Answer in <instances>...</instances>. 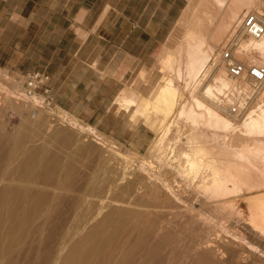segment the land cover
Segmentation results:
<instances>
[{"label": "bare ground", "instance_id": "obj_1", "mask_svg": "<svg viewBox=\"0 0 264 264\" xmlns=\"http://www.w3.org/2000/svg\"><path fill=\"white\" fill-rule=\"evenodd\" d=\"M214 1L219 8L230 7V0ZM231 1L238 8L264 5L262 0ZM211 4L199 0L192 15L186 19L187 29L185 34L182 33L186 38L184 43L177 46V42L174 49L162 50L160 66H157L161 72L159 86L152 97L141 96L134 89H124L116 98V107L120 105L131 117L141 112L145 120L158 128L155 140L151 146L149 144L151 154L147 156L154 161L139 162L146 173L139 184L123 174L116 175L112 186L103 192L97 178L90 176L87 186L78 188L71 180L73 166L70 163H62L58 157L41 158L38 155L46 151L45 147L18 143L2 152L0 264H133L134 254L130 249L134 246H131L130 238L134 231L140 227L143 244L154 237L158 238L157 245L160 246L168 232L177 229L173 224V218L177 216H185L187 222L197 220L207 231L205 239L199 242L202 251H196L192 259L207 256V260L213 257L221 262L229 251L221 249L222 244H215L218 238L215 239L213 234L221 228L225 230L223 221H234L245 214L249 216L258 242L255 243V239L252 244L248 234H243L251 227H246L242 234L236 231L238 233L230 243L224 241L240 251L229 253L227 262L264 264V82L257 83L250 76H243L244 73L241 78L233 76L229 60L223 58L227 49L235 62L244 60L256 65L258 60L263 64L264 35L256 38L244 30L242 20L250 11L242 17L239 11H233L230 20L217 14L218 20L221 19L218 21L221 33H215L217 16H214ZM204 14H208L209 21L205 20ZM220 44L222 50L217 52L216 47ZM220 61L226 62V67L219 66ZM184 72L186 77L182 79ZM249 88L255 92L248 93ZM237 91L249 94L248 98L240 94V102L230 103L235 100ZM120 106L117 108L121 109ZM140 120L146 123L143 118ZM92 131L94 133V128ZM100 138L91 139L104 145ZM125 158L124 162H127ZM124 181L125 184L119 185ZM50 188L73 190V193L75 190L77 194L74 197L71 194L73 198L70 199L67 196V204L63 202V207L59 204L62 196L51 194ZM97 201L99 207L94 213L85 207ZM205 205L214 211L230 208L225 212L236 211L238 216L217 220V214L211 213V208L205 210ZM222 213L219 214L221 217ZM240 225L244 227V224ZM224 241L221 240L225 244ZM244 246L255 249L258 259L245 251Z\"/></svg>", "mask_w": 264, "mask_h": 264}, {"label": "crops", "instance_id": "obj_2", "mask_svg": "<svg viewBox=\"0 0 264 264\" xmlns=\"http://www.w3.org/2000/svg\"><path fill=\"white\" fill-rule=\"evenodd\" d=\"M190 1L0 0L24 38L4 47L29 49L13 67L48 73L59 107L125 140L134 126L115 100L124 89L148 95L141 74L160 78L162 50Z\"/></svg>", "mask_w": 264, "mask_h": 264}, {"label": "rangeland", "instance_id": "obj_3", "mask_svg": "<svg viewBox=\"0 0 264 264\" xmlns=\"http://www.w3.org/2000/svg\"><path fill=\"white\" fill-rule=\"evenodd\" d=\"M198 1L199 0H191L190 1L191 4H190L187 12H185L183 17H181L180 21L178 22V24L176 25V27L174 28V30L172 31V33L169 37V47H167L168 50L170 48L174 49L177 42H178V44H177V46H178V45L184 43V40H186V38L184 37L185 31L187 29V23H186L187 20L186 19H188L189 16L192 15L191 14L193 12L192 10L196 9V6H198ZM262 2L264 4V0H262ZM210 3H212L211 5H212V9H213V13H214L215 17L217 16V14L218 15L220 14V16L222 14L223 16L225 15L224 19L226 17V19L230 20L231 14L233 11H239L240 17H242L245 12L250 11V12H257V13L259 12V14L262 15V17L264 19V5H263V7L262 6L258 7L257 6L258 2H256L257 5H255L254 7H251V8H248L246 6L242 7V8H238V6L235 5L233 3V1L230 0V3H229L230 7L219 8L216 5V2L214 0H212V2H211V0H204V4H208L210 6ZM2 6L3 5L0 4V8ZM201 9H202V7H201ZM204 18H205V20L209 21L208 14H204ZM218 19L219 18L217 16L216 28L214 30L215 33H217V32L221 33V29H220L221 24L218 23V21H221V19L220 20H218ZM9 21H10V18L2 15V10L0 9V82H1L0 83V153H1L0 157L3 156L2 154H4V153H2V152L5 151V149L8 148L9 146L11 147V146L18 144V143L21 146H24V145H27L29 143L28 146L29 145H35V146L40 147V148H42V147L46 148V151H41L38 154L41 158L49 155V157H51V156L58 157L62 161V163H64V162L70 163L73 166V169H72L73 178L71 180H72V183L74 184V186H78V188H80V187L85 188L88 184L87 178H89L90 176H95L97 178V181L101 184L103 192L112 186V184H113L112 181L116 177V175L120 176L121 174H123V175L128 177L127 178L128 180H134V182L136 184H139L138 182H140V180H143L146 177V173H144L145 171L143 170L142 167L140 168L141 165L139 164V162L140 163H142L143 161L148 162L150 160L154 161V160H152L153 159L152 157H147V156H150L149 154H151L149 151L150 150L149 148L152 144L151 142H153L157 136L156 132H158V128L155 127L151 121L148 122L147 119L145 120L146 117H144L143 114H142L143 115L142 116L141 112H140V114L135 113V115L131 117L129 115L130 113L126 111V113H125L126 116L132 120V125L134 126V127H131V129H130L133 132V134L131 135V137H129L130 136L129 134L125 135L124 138H126V139L121 140L118 137H116V136L106 132L105 130L99 128L97 125H95L92 122L78 119L77 116L71 115L69 112L65 111L64 109H61V107H59L57 104H56L58 106L57 109L60 111V115H61V118H59L57 120H53L50 113L48 111H44V110L40 111L36 117L29 114L28 108L26 106H24L22 103H18L17 100L15 99V98H17L16 95L18 94V92L23 90V82H24L23 76L28 72H23V71L21 72V71L16 70L13 67L16 63H18L20 61L21 55L26 54L27 50H29V49L26 47H24V48L4 47L5 45H10V44H13L17 41H20L21 39H24L22 37L23 32L16 30V26H14L12 29L11 25L8 23ZM212 29H213V27H212ZM182 30H183V32H182ZM182 33H184V34H182ZM227 36L228 35H226L225 37H227ZM173 46H174V48H173ZM221 46H222V44H220L219 46L216 47L217 52L222 50ZM167 48L165 50H167ZM238 61L243 66L246 67V68H244L246 71H249L250 68H248V67H251L254 65V64L252 65V62H249L250 63L249 64L246 61L244 62V60H238ZM259 62L262 64V61H259ZM218 63L220 64L219 66L222 67L224 65V67H226V62L220 61ZM253 63H254V61H253ZM257 63H258V60L255 61V64L259 67H264L263 66L264 63L262 65L260 63H258V64ZM209 65H211V63ZM157 66H160V61H159ZM157 68L159 69L160 67H157ZM245 70L243 71L244 75L243 74L242 75L247 76V77L250 76L249 72H246ZM246 73H248V74L246 75ZM6 74H7V76H5ZM184 74H185V72L183 73L184 77L182 79H184L186 77V75H184ZM148 77L144 76V75L141 76L140 85H141V83L147 84V86L149 87L148 91H147L148 92L147 96L152 97V95L154 94L153 92H156V90L159 86L158 83H159L160 78L157 81H154V83H153L151 75L150 76L148 75ZM239 78H241V76ZM180 83H181V85L183 84V82L181 80H180ZM13 86L15 88H13ZM155 86H156V88H155ZM250 88H249L250 91L248 93L255 92L254 91L255 89L253 90V88H252V92H251ZM132 89H134V88H132ZM134 90L137 91L136 89H134ZM10 91H11V94H10ZM7 93H9V94H7ZM12 93L16 94V95L11 96V95H13ZM235 93L238 95L235 94L234 95L235 98L233 96V98L235 100L232 99L231 100L232 102L230 101V103H233L234 101L236 103L240 102V98H242V96L240 94H244V91H242V93L241 92L239 93V91H237ZM244 95H245V97L243 96V98H248L249 94L245 93ZM7 96H8V98H7ZM238 97H240V98H238ZM3 98H5L4 102H3ZM115 104H116V100H115ZM119 106H117V107H119ZM119 109L120 108H117L116 112L118 114H121L124 109H122V107L120 110ZM63 112H65V114H63ZM64 116H66V117L64 118ZM140 118H143L146 121V123L145 122H144L145 124L142 123ZM141 124L145 125L144 126L145 128L140 127ZM78 125L81 127H79ZM150 126H152L153 128H150ZM73 127H74V129H73ZM154 127H155V129H154ZM93 128H94L95 135L92 131ZM118 130H120V129H118ZM53 133H54V135H52ZM98 133H99V135H98ZM100 134H103V135H100ZM95 136H96V138H95ZM100 137L101 138L103 137V139H101ZM137 137H139V139ZM85 138L88 140L83 141ZM91 138L94 140L100 138L99 141L104 142L105 147H104V145L97 144L96 141H94V140L92 141ZM106 139H108L109 141ZM139 140L141 142L146 141L147 145H143L142 143H139ZM90 142L91 143L93 142V143L91 144ZM149 144H150V146H149ZM52 145H55L54 148H52ZM140 147H141V149H140ZM131 149H133V150H131ZM124 151L126 152V154ZM127 153L129 154V156L133 155L132 157L134 159L132 157L131 158L126 157V155L128 156ZM119 154L120 155L122 154V155L120 156ZM94 155H95V157H94ZM121 157H123V158H121ZM136 157H137V159H136ZM140 157H142L141 158L142 161L140 160ZM143 157L146 159L143 160ZM124 158L127 160V162H124ZM149 158H152V159H149ZM94 159L96 162L94 161ZM93 161H94V163H93ZM122 161L126 164L122 163ZM113 162H115V163H113ZM121 164H123V165L121 166ZM153 165H154V163H153ZM126 167H127V169H126ZM154 168H156V167H154ZM125 169H126V171H125ZM171 177L174 178L173 175ZM178 180L183 182V179L181 180L180 178H178ZM125 183H126V181H124L123 183H121L119 185H123ZM78 184H80V185H78ZM115 184L116 183H114V185ZM180 184L182 186H185V184H183V183H180ZM75 189H77V187ZM49 191L53 195H55V194L59 195L60 194V196H62V199L64 198L63 200L61 199L59 202V204L61 206L64 205L63 202H65V199L67 196L70 199V198H73L77 194V191L75 192V190L73 193V190L67 191V190H61L58 188H50ZM71 194H72V196L73 195L74 196L72 197ZM126 197H127V195H126ZM189 199H191V198L189 197ZM243 203H245V201ZM66 204L67 203L65 202V205ZM113 204L118 205V203L117 204L113 203ZM124 206H127V205H124ZM63 207H65V206H63ZM85 207L88 209H91V211H93V213H94L97 210V208L99 207V204L97 201L96 204H93V205L86 204ZM129 207H131V206H129ZM204 208H205V210H209V211L212 209L208 205H205ZM228 209L230 210V208H228ZM228 209H225V210L222 209L223 213H222V210L220 208L218 210H221V212L218 210L214 211L212 209L211 213L214 212L213 214H217L215 217L217 220H218V218L221 220L223 217L224 218L222 220H224L225 217H226V220H228L229 218L231 220V218L234 217L235 215L236 216L234 218H236L238 216L236 211L233 212L231 210L232 212L230 211L229 212L230 214L225 212V211H229ZM221 213L223 214L222 217H221V215H219ZM233 213H235V214H233ZM225 215H227L228 218ZM238 217H237V219H238ZM153 218H157V217L154 216ZM166 218H168V217H166ZM173 219L175 220V222L173 224L176 226L177 229L169 231L168 234L165 236L164 241L161 243L160 246L157 245L158 244V242H157L158 238H154V237H150L148 242L146 244H143L142 239H141L142 230L140 229V227L138 228V230L134 231L133 235L130 238L131 246L132 247L134 246V249H130V251L133 252V254H134L133 255V257H134L133 264H226V263L230 264L231 262H227L228 261L227 257H229V253H231L233 251H240V249L238 247L237 248L234 247L233 245H230V244L228 245L227 241L229 240V243H230V240L234 239V237H235L234 234H236L238 232H239V234L240 233L242 234V231L244 229L246 230V227H247V229L249 227H251V225L249 223V216L247 214H245V216H243V217L240 216L238 220L237 219H234V221L231 220L233 222H231L229 220H228V222L223 221L225 223V230H223L221 228L220 230L222 231V234H221L220 230H218L213 234V236L216 235L215 239L218 238L217 239L218 243L215 242V244H217V246L219 244H222L223 247L221 249L229 251V253H226L227 256L222 258L223 260L221 259V262H218L217 261L218 258H216V260H214L215 258L210 257V259L208 258V260H207V256H203V257L197 256V257L192 259V257H193L192 255H194V254L196 255V251H202L201 250L202 246L199 245V242L203 240L202 238L205 239V237L207 236V231H206L205 227H203L200 222H198L197 220L187 222L186 221L187 218L185 216L184 217L177 216V217H174ZM239 220L242 223H239ZM234 222L236 223V225ZM158 223H159V221L157 219L156 224H158ZM226 223L228 225H226ZM232 223H234V224H232ZM238 224L239 225L244 224V227H243V225H240V227H243L241 229ZM234 225L237 228H235V227L233 228L232 226H234ZM227 226H228V229H227ZM239 228L241 229V232H240ZM226 229L228 231H226ZM252 230L253 229L251 227V228H249V230H246V232L244 231L245 233L243 232V234L244 235H246V233L248 234L247 235V237L249 238L248 241L250 240L251 243L255 242V239H256L255 243H257L258 239L256 237L257 236L256 232H254ZM231 231H233V232L230 233ZM236 231H238V232H236ZM226 232H228L230 234H228ZM218 234H221L222 236L221 235L218 236ZM223 234H225L226 236ZM249 234H250V236H249ZM228 235L229 236L232 235L233 238H231V236L229 237ZM252 235H253V237H251ZM225 237H227L229 239H227ZM254 237H256V238H254ZM219 239H220V241H219ZM224 239L227 241H224ZM221 240H223L226 243L225 244L222 243ZM219 242H221V243H219ZM243 248L245 249V251H249L252 254L253 258L258 259V257H259L257 255L258 253L255 252L256 250L255 249L253 250V248L251 246H249V248H251V249H249L248 246H244ZM246 248H247V250H246ZM253 251H254V253H253ZM254 256H256V257H254ZM167 257H168V259H167ZM136 258H137V260H136ZM224 261L226 263H224Z\"/></svg>", "mask_w": 264, "mask_h": 264}, {"label": "built area", "instance_id": "obj_4", "mask_svg": "<svg viewBox=\"0 0 264 264\" xmlns=\"http://www.w3.org/2000/svg\"><path fill=\"white\" fill-rule=\"evenodd\" d=\"M242 24L250 36L258 38L264 35V19L259 13L250 12L242 20ZM223 58L229 60L228 65L233 76L240 77L243 74L244 66L234 61L230 51H224ZM249 75L257 83L264 82V67L251 66ZM23 78V90L16 95L17 102L26 106L33 116L44 110L50 113L53 120L61 118L54 100L50 75L44 71H31Z\"/></svg>", "mask_w": 264, "mask_h": 264}]
</instances>
